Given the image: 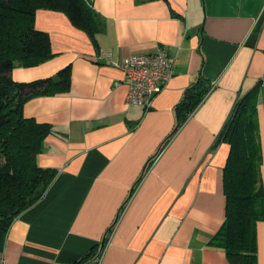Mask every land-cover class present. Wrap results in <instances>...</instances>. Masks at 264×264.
<instances>
[{"label":"crops","instance_id":"crops-1","mask_svg":"<svg viewBox=\"0 0 264 264\" xmlns=\"http://www.w3.org/2000/svg\"><path fill=\"white\" fill-rule=\"evenodd\" d=\"M91 3L104 23L93 39L64 12L38 9L34 25L48 33L53 55L10 71L27 82L70 69L64 91L23 105L25 117L52 127L38 163L55 176L9 225L0 264H68L91 250L100 254L86 264H230L211 241L225 218L230 151L215 140L237 100L258 84L264 187V0ZM157 47L173 62L172 78L148 109L126 104L116 64ZM106 49L110 56H97ZM198 77L215 86L170 135L175 105ZM256 243L264 264V218Z\"/></svg>","mask_w":264,"mask_h":264},{"label":"trees","instance_id":"trees-1","mask_svg":"<svg viewBox=\"0 0 264 264\" xmlns=\"http://www.w3.org/2000/svg\"><path fill=\"white\" fill-rule=\"evenodd\" d=\"M41 8L64 12L92 39L104 25L91 0H0V252L13 219L43 196L55 176L54 169L38 163L44 138L52 127L25 117L22 109L31 97L64 91L69 83V66L27 82L15 81L10 75L15 66L34 65L53 55L48 33L34 25L35 13ZM258 87L256 84L237 100L215 140L227 141L230 151L223 167L225 218L211 241L225 250L230 264H257L256 224L264 218L260 144L254 117ZM208 90L200 77L184 90L175 105L176 123L170 135ZM99 254L91 250L68 264H86Z\"/></svg>","mask_w":264,"mask_h":264},{"label":"built area","instance_id":"built-area-1","mask_svg":"<svg viewBox=\"0 0 264 264\" xmlns=\"http://www.w3.org/2000/svg\"><path fill=\"white\" fill-rule=\"evenodd\" d=\"M110 54V50L106 49L99 51L97 56L108 57ZM116 65L123 72V83L126 86L124 102L138 104L145 109L151 106L156 94L174 74L173 62L162 47L148 52L131 53ZM214 86L215 84L211 83L208 92Z\"/></svg>","mask_w":264,"mask_h":264}]
</instances>
